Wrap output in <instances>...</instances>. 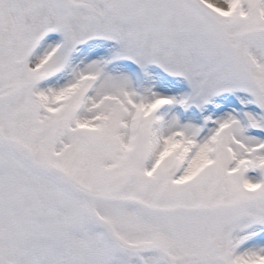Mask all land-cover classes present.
Returning <instances> with one entry per match:
<instances>
[{"label":"snow or ice","instance_id":"6c2138e0","mask_svg":"<svg viewBox=\"0 0 264 264\" xmlns=\"http://www.w3.org/2000/svg\"><path fill=\"white\" fill-rule=\"evenodd\" d=\"M0 264H264V0H0Z\"/></svg>","mask_w":264,"mask_h":264}]
</instances>
